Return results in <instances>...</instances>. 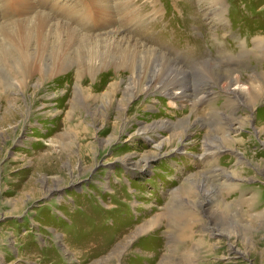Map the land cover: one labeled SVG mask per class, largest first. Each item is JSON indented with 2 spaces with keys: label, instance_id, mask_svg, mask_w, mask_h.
<instances>
[{
  "label": "rangeland",
  "instance_id": "374dc122",
  "mask_svg": "<svg viewBox=\"0 0 264 264\" xmlns=\"http://www.w3.org/2000/svg\"><path fill=\"white\" fill-rule=\"evenodd\" d=\"M0 264H264V0H0Z\"/></svg>",
  "mask_w": 264,
  "mask_h": 264
},
{
  "label": "bare ground",
  "instance_id": "6f19581e",
  "mask_svg": "<svg viewBox=\"0 0 264 264\" xmlns=\"http://www.w3.org/2000/svg\"><path fill=\"white\" fill-rule=\"evenodd\" d=\"M222 7V5H221ZM212 12H215L213 9ZM212 14V13H211ZM170 63L171 61L168 60ZM170 73L167 74V77H163V85L160 88L157 87L159 82H155L154 79H151L150 75H143L142 78L144 82L147 84V87L159 92L164 93L165 95L169 96L170 99L173 100H180V101H203L208 100L211 96V90L209 89L208 81L217 82L218 80L226 78L225 75L230 72H218L212 71L210 69V73L208 74L205 70V74L203 71L198 74L193 75V77H181L180 73H173L171 75V66H169ZM207 73V74H206ZM202 75V77H201ZM233 79V78H230ZM227 79V80H230ZM203 84L205 87H200V84ZM149 89V90H150ZM210 153V152H209ZM208 154V153H207ZM207 183V182H206ZM213 190V189H212ZM211 195V194H210ZM204 205L208 206L211 199L208 194L205 195ZM177 217V216H176Z\"/></svg>",
  "mask_w": 264,
  "mask_h": 264
}]
</instances>
